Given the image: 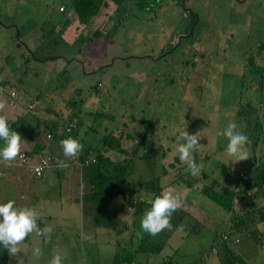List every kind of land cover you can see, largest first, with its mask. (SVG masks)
Wrapping results in <instances>:
<instances>
[{"label":"rangeland","instance_id":"1","mask_svg":"<svg viewBox=\"0 0 264 264\" xmlns=\"http://www.w3.org/2000/svg\"><path fill=\"white\" fill-rule=\"evenodd\" d=\"M105 12L83 23L73 0H0V107L28 112L41 142L53 123L60 134L80 123L79 165L70 170L81 174L85 155L107 172L125 168L118 189L144 206L134 209L118 195L107 208L118 231L95 226L91 216L87 226L78 206L62 208L74 183L61 196L54 172L30 177L11 194L39 213L37 229L9 264H50L57 254L62 264H113L127 251L133 264H231L227 246L248 264H264V223L235 228L264 209V0H126ZM230 123L248 137L247 160L226 152ZM108 135L120 149L103 147ZM179 135L200 137L195 175L180 163L177 149L186 142ZM157 178V199L171 196L179 209L172 216L184 217L179 228L171 218L169 230L153 238L141 222L156 199L141 185ZM214 182L235 192L232 212L204 195ZM78 186L79 199L71 198L82 201L90 186L84 178ZM140 247L146 251L135 253Z\"/></svg>","mask_w":264,"mask_h":264},{"label":"trees","instance_id":"2","mask_svg":"<svg viewBox=\"0 0 264 264\" xmlns=\"http://www.w3.org/2000/svg\"><path fill=\"white\" fill-rule=\"evenodd\" d=\"M126 0H73V12L74 15L83 23L89 21L91 18L98 15L101 10H105V14L107 17L111 15L114 10H117L119 6H121ZM8 125L10 130L18 132L22 139L31 138L33 139L35 130H37L40 126L37 125V129L30 130V124L24 118H18L17 120H8ZM76 127L72 129L70 133L60 134L57 132V126H50L49 132H51V138L53 134L56 137H59L61 141H64L68 138L77 139V132L80 129V123L73 122ZM34 131V132H33ZM56 132V134H55ZM105 142L103 147L110 150H118L121 148V143H114L115 138L113 135H108L105 138ZM4 146V141L0 139V148ZM43 151L42 145L38 144L32 152L28 153L29 157H34L39 155ZM99 162L105 163L110 162L108 159H104L101 156L98 157ZM80 164L82 165L83 178L86 183L90 186V191L86 193L85 197H83L82 201H79L83 204V212L86 217H92V221L95 226H102L107 229L117 230L119 229V220L116 217H112L108 214L107 208L111 206L114 198L118 195H122L126 200L129 206L134 209L142 208L144 204H135L132 197H127L125 191H119V186L122 184V177L125 171V168L117 166L114 171H105L96 163L89 162L87 160V155L83 156L80 159ZM263 169H264V163ZM56 170V169H55ZM264 171V170H263ZM166 173V172H165ZM165 175V174H164ZM260 178V179H259ZM258 181L259 184L264 185V173L261 174ZM217 183H213L210 187H205L203 193L214 203L219 205L226 212H232L234 207V200L236 198V194L234 191L228 188H222L220 190L216 189ZM255 185H252V188H255ZM141 188L154 193L155 199H157L162 192L161 187V179H152L141 185ZM132 193L136 191L134 187L131 188ZM85 205V207H84ZM183 215H174L171 218L173 219V227L179 228L180 224L183 221ZM258 223H264V209L259 212L252 211L248 213L246 218H241L237 222H235V228L237 230L248 229L252 225H256ZM229 238V235H228ZM225 239L223 243L232 244L240 243L237 239L232 241V239ZM155 250L160 251V248H156ZM145 252L146 250L143 247H140L135 253ZM126 254L116 255L113 264H133L134 262V253L129 252ZM226 252L229 257L231 264H248L245 259L232 247L227 246ZM0 264H9V250L4 248L3 245L0 246Z\"/></svg>","mask_w":264,"mask_h":264},{"label":"clouds","instance_id":"3","mask_svg":"<svg viewBox=\"0 0 264 264\" xmlns=\"http://www.w3.org/2000/svg\"><path fill=\"white\" fill-rule=\"evenodd\" d=\"M236 125L230 123L224 132L228 138L226 152L236 161L248 159L245 151V145L248 137L240 131H236ZM0 139L4 141V146L0 148V159L11 160L21 151L22 137L16 132L10 130L5 116H0ZM200 137H189L188 135H179L180 141L186 142V146L177 149V155L181 164L187 165L189 173L195 175L198 171V165L193 161L194 152L200 147ZM65 155H75L82 145L73 138L62 141ZM40 169H37L39 172ZM15 201L9 200L7 203H0V243L8 249L11 254H16L20 250L17 245L28 236L29 233L37 229L36 217L39 213L34 208L15 207ZM177 202L171 197L166 196L162 200L156 199L152 207L148 210L142 219L141 226L153 238L169 230V221L173 214L179 209ZM50 231V229H45ZM35 253L40 254V249L36 248ZM50 264H62V256L57 254L53 257Z\"/></svg>","mask_w":264,"mask_h":264},{"label":"crops","instance_id":"4","mask_svg":"<svg viewBox=\"0 0 264 264\" xmlns=\"http://www.w3.org/2000/svg\"><path fill=\"white\" fill-rule=\"evenodd\" d=\"M13 93L16 94V92H12V94ZM12 94H11V98H10L11 100L9 102V105L11 106V108H14V106L16 105L15 100H16L17 94H16L15 98L12 97ZM33 106L34 105L31 104L29 106V110H31V111L34 110ZM21 114H22V109L20 108L19 105L16 106V108L14 110H11V111L8 109H5L3 107L2 108L0 107V116H5L8 120L15 121L21 117H24L26 120L29 119L28 112L25 113V115H21ZM33 114H36V113H33ZM53 124L54 125H52V126L56 125V123H53ZM40 127L39 128L37 127L38 129L37 128L36 129L39 130ZM50 134H51V132H48V134H47L48 141H46V142H43V141L41 142L40 138L37 136V134H34L33 139L27 138V137L22 139L21 151L18 154L17 159L19 160V157L22 154H26L28 156V153L32 152L33 149L38 144L42 145V147H43V151L40 154H47V155L51 156V154H48V153H51V151H52L53 154L55 155V158L58 161L57 162L53 158L55 160V162L58 164H60V163L61 164H60V168H58L56 170L55 169L48 170L47 172H54L55 174H57L59 176L60 180L62 181V183H61V196H62L64 187L70 185L71 182H72V184L74 183L77 186V188L75 189V192L74 193L71 192V194L69 196L70 198L67 201L66 200L64 201V203L62 204V208L68 204H73L75 206H78V209L80 208V212H81L82 217H83V223L88 226V222H89L90 218L86 217L84 215L83 204L81 202H79L81 200H75V198L79 199L78 195H79L80 189H79L78 183L82 182L83 174H82V172H81V174L79 172H76L77 173L76 174L70 170L73 168L74 165H79V164H76V162L74 160L75 155L73 156V160L70 159L71 161L66 162L67 160H66V155H65L64 148L62 145V141L60 140L59 137H56L54 134H53L52 138H49ZM55 134H56V132H55ZM21 169H23V170H21ZM21 172H23V173H21ZM30 177H34V178L38 179V177H36L33 173H31L26 166L21 165L20 162H18L17 160H16V162H12V160L0 159V203H7L9 200L15 201L13 195L11 194V193H13V191H12L13 188L18 186V185H22L24 180L25 181L30 180ZM70 186H72V185H70ZM73 195H75V198H71V197H73ZM67 202H68V204H67ZM14 206L15 207H21V206L17 205V203H15ZM28 207L31 208L30 206H28ZM68 217H70V216H68ZM48 218H52V216H49ZM39 222H40L39 225L41 226V221H39ZM10 259H11V255L9 252V263H10Z\"/></svg>","mask_w":264,"mask_h":264},{"label":"built area","instance_id":"5","mask_svg":"<svg viewBox=\"0 0 264 264\" xmlns=\"http://www.w3.org/2000/svg\"><path fill=\"white\" fill-rule=\"evenodd\" d=\"M61 11H64V9L61 8ZM15 96L16 94L13 93L12 97L15 98ZM75 127L76 126L72 124L71 126L66 128L65 132L70 133L72 129ZM49 138H51V135H49ZM74 160L76 164H79V162L77 161L78 155H75ZM19 162L21 165L26 166L29 169V171L38 178L43 177L48 170L60 168V164L56 163L53 157L47 154H39L34 157H28L26 154H22L19 157ZM37 169H40V171L37 172Z\"/></svg>","mask_w":264,"mask_h":264}]
</instances>
